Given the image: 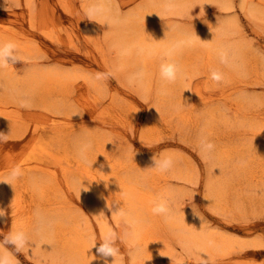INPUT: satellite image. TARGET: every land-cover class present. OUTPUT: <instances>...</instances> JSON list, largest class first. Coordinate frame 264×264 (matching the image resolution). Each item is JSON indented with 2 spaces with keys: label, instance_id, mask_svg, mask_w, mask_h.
Segmentation results:
<instances>
[{
  "label": "rangeland",
  "instance_id": "rangeland-1",
  "mask_svg": "<svg viewBox=\"0 0 264 264\" xmlns=\"http://www.w3.org/2000/svg\"><path fill=\"white\" fill-rule=\"evenodd\" d=\"M87 1L0 0V41L11 39L13 34L33 47L29 58L0 68V73L12 70L20 75L36 64L99 76L93 86L84 84L82 77L67 79V90L42 84L22 91L19 85L0 83V132L8 134L7 142H0V163L6 152L15 154L19 150L24 156L31 146L37 147L39 142L28 146L24 138L36 129L40 144L57 157L67 152L85 167L107 174L104 188L110 198L106 192L98 195L86 187L76 179V172L64 177L61 168L65 162L52 163L46 156L54 179L49 171L27 175L23 192L32 214L39 207L59 211L71 230L79 232L78 236L72 234L73 249L68 248L74 255L71 263L47 257L44 264H105L106 260L113 264V257H102L97 251L100 238L109 232L118 237L130 235L134 230L130 215L142 209L137 197L123 185L152 187L155 198L157 194L166 199L192 230L212 233L219 240L210 258H201L179 243L174 230L164 248L141 252L128 235L123 244L117 241L126 264L130 249H135V256L129 264H264V157L240 160L245 147L259 145L264 152V0H188L191 4L181 13H160V17L154 15L155 6L147 0H106L121 17L140 9V15H145L139 22L145 28L171 23L210 38L208 44L198 39L180 50L188 72L181 77L183 104L176 108L152 106L153 99H144L135 85L119 81L112 66L115 49L110 40L117 26L109 19L89 16ZM123 28L125 32L129 29L126 34L131 36L133 27L128 24ZM228 40L234 43V67L222 64L213 48L214 42ZM215 60L212 69L224 77L219 83L212 82L201 70ZM208 61L212 62L205 64ZM197 94L206 98L194 106ZM205 111H213L218 117L210 127L203 125ZM21 133L25 135L20 137ZM78 140L92 144L86 162L78 155ZM205 140L231 148L220 166L212 151L202 149ZM162 154L173 157V168L167 173L148 168L154 166L153 156ZM217 167V176L224 184L221 198L213 195L207 183ZM177 171L181 174H175ZM98 185L102 187L103 183L98 181ZM137 190L133 187L134 192ZM111 193L119 200L112 199ZM46 194L53 202L44 208L41 199ZM0 204L5 213L0 216L2 241L15 224L9 201ZM119 208L128 213V222L121 216L114 217ZM23 214L28 215L18 211L19 217L24 218ZM11 250L20 264H40L26 249L20 253ZM115 264L124 261L118 257Z\"/></svg>",
  "mask_w": 264,
  "mask_h": 264
},
{
  "label": "bare ground",
  "instance_id": "bare-ground-1",
  "mask_svg": "<svg viewBox=\"0 0 264 264\" xmlns=\"http://www.w3.org/2000/svg\"><path fill=\"white\" fill-rule=\"evenodd\" d=\"M28 1L29 0H24L25 3ZM147 2L151 3V5L149 4L150 6H155L154 9L156 10V13L154 12V15L158 17H160L162 14L181 13V11L188 8V6L191 4V1L188 0H147ZM110 5L106 0H88L86 2L85 8L88 11L89 8L92 6H99L101 10L95 16L103 19H109V21L113 22L117 26H115L116 30L110 37L112 47L115 49L114 58L112 59V66L116 77L119 79L120 82H124L125 80L129 82L128 77L131 73L142 71L143 79L139 82L131 84L136 86L138 92L144 99H153L152 106L155 104L156 107L159 108V106L157 105L166 104L165 106L176 108L179 105L183 104L182 95L184 84L182 83L181 77L182 75L188 72V67L187 61L180 58V50L184 47H188L192 43L196 42L198 39L203 40L205 43L208 44L209 42H211L209 40L210 38L204 39L194 30H190L188 28L177 26L171 23L165 25L161 24L160 26L153 28H145L139 22L140 17L145 15H140V9L121 17L113 9H111ZM128 24L130 25V27H133V32L130 34L131 36H128V34H126L129 29L125 32L124 30L126 28H123L124 25L127 26ZM229 34L230 33H228L227 35ZM10 35L12 36V40L10 38H6L4 39L5 42L14 43L17 46V49L20 51L22 57L29 58V53H31L30 51L31 49H33V47L27 42H23L22 39L19 40L18 37L14 36L13 34ZM0 43H4V41H0ZM175 45H178V47H176L175 53L172 55V57H170V59L180 66L181 71L178 76V79L174 83H166L160 80L158 74L159 64L163 61L160 58L161 55L165 56V52ZM232 45H234V43L231 40H228L227 42H214L213 48L215 49L216 56L219 58L218 50L224 49L229 53V56L231 58H236V54L234 53L233 49L234 46ZM122 47H129L132 50L131 54L126 57L119 56L118 51ZM137 47L144 48L143 55L136 54ZM166 59L169 58L165 56L164 60ZM209 62L212 61H208L205 64H208ZM215 65L216 60L214 61V64L210 63L208 64V66H201V70H203L202 72L210 78V69H212L213 67L215 68ZM72 77H82L84 80V84H87L88 86L89 84H92L91 86H93L97 84V78L99 76H89V73L88 75H85L83 73H79L75 69L67 70L59 67L45 68L36 66V64H34L33 67H30L28 70H25L20 75H15L12 70L7 71L4 74L0 73V83L6 84L7 86L8 84L13 85L14 87H17L19 85L22 91L28 90V87L33 90L32 85L40 86L42 84L60 85L62 89L67 90L69 89V87L67 86L69 82H66V80L71 79ZM16 95L19 94L17 93ZM205 98L206 97L197 94L194 97L192 103L194 104V106L202 104V101H204ZM107 107L109 106H106V108ZM202 116L203 125L208 127L214 125L215 121H217L218 119V117H216L215 115V112L213 111H205ZM184 117L187 119L190 118L186 115ZM0 120L2 119L0 118ZM32 130L33 132L31 131L29 135L21 133L20 137H23L25 135L24 138L28 140V146H30L34 142H39L38 144H36L37 147L31 146L29 151L27 150V153L24 156L19 155V150H16L17 153L15 154L10 151L3 154V158L0 163V203L2 200H7L12 206L14 213L13 221L15 224L13 226V229L23 228L26 232L29 233L32 240L36 242L34 245L30 246L29 248H26L28 255L32 259L38 261L40 264H44V260L47 257H50L51 259L59 258L66 261V263H71V261L73 260L72 258H74V255L68 252V248L70 247V249H73L70 245V243L74 241L72 234L78 236V230H71L72 227H70L69 221L62 220V215L58 214L60 213L59 211L55 213L53 211L42 210V208L39 207L36 208L35 212L32 214V207L29 206L28 199H26L23 192L26 177L29 173H45L50 170V163L46 162V160L44 159V157L46 156L47 159L52 160V163L57 162L58 164L60 161L65 162V166L61 168L64 177H66L68 174H74L76 172V179H79L80 182L83 183L86 187H91V189L97 192L98 195L104 194L106 192L107 197L110 198V193L104 188V182L107 178V174L101 172L97 168L93 170L89 169V167H85L80 163L78 159L70 157L67 152H65L67 155L64 154L61 157H57L54 153L50 152L47 148L44 147L46 145L40 144V141L36 135V129ZM203 134L206 135L205 132H203ZM218 144V141L213 142L214 148L212 150V154L214 160L218 162L219 165L229 155L227 153V150L231 153V148H226ZM23 148L25 150V147ZM262 149L263 148L259 145H252L249 148L245 147L244 151L241 152L242 157L240 158V160L246 161L247 159H253V157L255 156L264 157V152H261ZM88 152L91 151L89 150ZM14 166H20L23 169L24 175L19 179H13L8 175L9 169ZM179 170L182 171L181 169ZM180 171L175 172V174L180 175ZM219 171L220 170L218 167L214 169V171L212 169L207 183L211 192L213 190V195L215 194L216 196H218V198H221L224 191V184L223 180H221L217 176V173ZM48 173L50 178L54 179V172L49 171ZM98 181H100V184L103 183L102 187L98 185ZM9 182L11 185L8 184ZM123 186L125 187L127 192L130 191L134 197H137V200L142 208L139 212L130 215L131 219L133 220L132 222L135 221L136 223H133L134 230L129 235V239L133 244H135L136 249L139 252L157 249L159 247L164 248L168 244L173 230L174 237L179 240V243L185 249L192 250L194 253H196L197 256L201 258H210L211 251L214 250L213 248L219 246V240L215 235L207 232L204 233L199 230H192L186 218L184 216L177 215V213L174 211H171L169 217L154 214L152 211V208L154 207L153 201L157 199L158 196L156 194L155 198V196L153 195L154 192L151 189L152 187L147 186V188H145V186L143 187L144 189H142L133 186L134 188L138 189V192H134L132 186ZM111 194L113 197L112 199L119 200L120 197H116L114 193ZM31 198L32 196H30V199ZM41 200L42 204L44 205V208L45 206L53 202L51 196L47 194L44 195ZM30 202L33 201L30 200ZM38 205L41 204L38 203ZM59 208L60 207H57L56 209ZM20 210H23L28 215L23 214L25 216L24 218L19 217L18 211ZM113 215L115 218L120 217L118 212L114 213ZM49 243L51 245H49ZM63 252L67 253H65L64 255ZM67 255H69L70 257L67 258Z\"/></svg>",
  "mask_w": 264,
  "mask_h": 264
},
{
  "label": "clouds",
  "instance_id": "clouds-1",
  "mask_svg": "<svg viewBox=\"0 0 264 264\" xmlns=\"http://www.w3.org/2000/svg\"><path fill=\"white\" fill-rule=\"evenodd\" d=\"M99 6H92L88 10L89 16H94L99 13L100 11ZM203 41V40H202ZM176 47L178 45L173 46L172 48L168 49L165 52V56L169 59L163 60L159 64L158 74L161 81L166 83H174L180 74V66L172 61L170 57L175 53ZM131 49L129 47H122L118 51V55L121 57H126L131 54ZM144 48L143 47H137L136 48V54L137 55H143ZM218 55L220 62L224 65L228 66H235L234 60L229 56V53L224 50L220 49L218 50ZM23 57L19 53L17 46L12 42H4L0 43V68L7 67L10 64H13L16 61H22ZM110 75V74H109ZM129 83H136L143 79V72H134L131 73L128 77ZM210 79L216 83L221 82L224 77L223 73L216 70V69H210ZM78 114V113H77ZM8 134H4L0 132V142L6 143L7 142ZM77 152L82 161H87V153L89 149L92 147V144L90 141H83L78 140L77 141ZM202 149H204L207 152H211L214 148V145L211 142L208 141H202L201 143ZM154 166L148 167L158 173H167L170 171L174 166V159L170 155H160L159 157L154 155L153 156ZM8 175L13 179H19L24 175L23 169L20 166H14L8 171ZM10 184V182L8 183ZM11 185V184H10ZM82 189V188H81ZM80 189V192H81ZM154 207L152 208V211L154 214L158 215H164L165 217H169L171 214V207L166 199L163 197H158L153 201ZM118 214L125 218L126 222L128 213L121 208H119ZM5 215L4 210L0 209V216ZM133 223H136L135 221ZM50 226V225H49ZM128 233H125L123 236L118 237L115 233L109 232L100 240L102 241L97 249V251L101 254L102 257H113L114 261L113 264L117 261V258H121L125 262L124 254L120 251V244L117 243L119 241L120 243H124V241L128 237ZM97 242V241H96ZM94 243V245L96 244ZM36 242L32 240L31 236L28 232H26L23 228H14L11 231L7 233L3 237V240L0 241V264H20L18 257H16L11 249H14L16 253L23 252L26 248H29L30 246L34 245ZM49 245H51L49 243ZM93 245V246H94ZM11 246V249L9 248ZM130 257L131 262L134 259L135 256V249H130L127 254ZM105 264H108L107 260L105 261Z\"/></svg>",
  "mask_w": 264,
  "mask_h": 264
}]
</instances>
